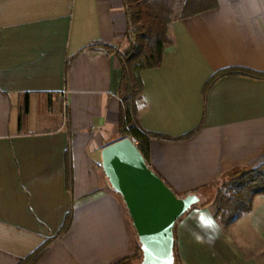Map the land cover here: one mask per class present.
Returning <instances> with one entry per match:
<instances>
[{"label": "crops", "instance_id": "0c3cea01", "mask_svg": "<svg viewBox=\"0 0 264 264\" xmlns=\"http://www.w3.org/2000/svg\"><path fill=\"white\" fill-rule=\"evenodd\" d=\"M127 29L123 0H0V264H19L50 238L30 264H111L134 251L101 158L120 132L122 69L107 46L125 44ZM170 36L162 64L141 73L136 115L171 137H152L149 165L184 196L264 162V78L227 75L204 91L226 67L264 72V0H218L175 20ZM205 192L176 222L182 264H264V196L224 225L202 205ZM194 212L219 225L210 243L191 235Z\"/></svg>", "mask_w": 264, "mask_h": 264}, {"label": "trees", "instance_id": "16d2710c", "mask_svg": "<svg viewBox=\"0 0 264 264\" xmlns=\"http://www.w3.org/2000/svg\"><path fill=\"white\" fill-rule=\"evenodd\" d=\"M123 1L128 20V29L126 31L127 44L123 50H120L122 52L118 55L122 69L118 92L121 100L119 131L123 134V137L129 136L137 140L136 145L149 165L152 137H171L160 133L149 132L141 126L137 119V101L142 97L144 89L141 73L145 70L159 67L162 64L164 51L173 42L170 36V26L175 20L215 8L218 0ZM239 74L264 78V72L254 71L246 67H226L216 71L210 77L204 86V91L216 80L224 76ZM28 96V94H25L24 103L20 108V128L23 125L25 116L29 112ZM206 189H214L216 193L213 197H210L209 201L202 205L210 204L215 215L220 217L224 225H228L242 215L252 211L256 196H264V162L242 172L224 175L214 182L187 194H197L200 190ZM201 202L199 198V202L193 207L200 206ZM70 223L71 215L68 214L59 231V235L68 229ZM174 237L175 259L173 264H182L177 250L176 225L174 227ZM52 240L53 238L48 239L32 254L22 259L19 264H30L44 251ZM139 255L143 259V251L138 239L134 251L131 254L121 257L111 264H129L131 259Z\"/></svg>", "mask_w": 264, "mask_h": 264}, {"label": "water", "instance_id": "95a60500", "mask_svg": "<svg viewBox=\"0 0 264 264\" xmlns=\"http://www.w3.org/2000/svg\"><path fill=\"white\" fill-rule=\"evenodd\" d=\"M101 158L105 175L131 216L143 251L142 264H173L174 227L199 196L178 197L149 167L131 137L106 145Z\"/></svg>", "mask_w": 264, "mask_h": 264}, {"label": "clouds", "instance_id": "9594fccd", "mask_svg": "<svg viewBox=\"0 0 264 264\" xmlns=\"http://www.w3.org/2000/svg\"><path fill=\"white\" fill-rule=\"evenodd\" d=\"M190 218L195 225V228L191 229V235L194 240L197 243H210L214 238L211 233L218 232L219 230V225L216 223L215 219L208 212H194ZM205 237H207V241Z\"/></svg>", "mask_w": 264, "mask_h": 264}, {"label": "rangeland", "instance_id": "374dc122", "mask_svg": "<svg viewBox=\"0 0 264 264\" xmlns=\"http://www.w3.org/2000/svg\"><path fill=\"white\" fill-rule=\"evenodd\" d=\"M126 44H127V42L125 43V44H119V45H116V46H107V49L109 50V51H111V52H113V54L117 57V59H118V55H119V53L120 52H122V51H120V50H123L124 48H125V46H126ZM119 60V59H118ZM63 108H64V106H63ZM62 111H63V113H65L66 115H67V111L65 112L63 109H62ZM108 134H112V131H110ZM126 137H129V136H126ZM122 138H124L123 137V134L122 133H118V134H116L111 140L112 141H116V140H119V139H122ZM114 139V140H113ZM206 192L204 193V196H205V198L206 197H213L214 195H215V193H216V191L214 190V189H210L209 191V193L207 192V189L205 190ZM175 194L178 196V197H182V193L181 192H175ZM202 201V200H201ZM136 239L138 240V235L136 234ZM129 264H142V256H138V257H135V258H133V259H131L130 261H129Z\"/></svg>", "mask_w": 264, "mask_h": 264}, {"label": "built area", "instance_id": "2783aa9c", "mask_svg": "<svg viewBox=\"0 0 264 264\" xmlns=\"http://www.w3.org/2000/svg\"><path fill=\"white\" fill-rule=\"evenodd\" d=\"M132 141L136 144L137 140L135 138H132Z\"/></svg>", "mask_w": 264, "mask_h": 264}]
</instances>
